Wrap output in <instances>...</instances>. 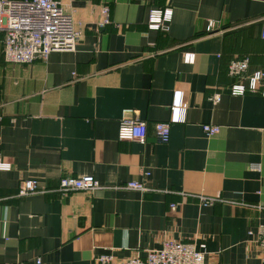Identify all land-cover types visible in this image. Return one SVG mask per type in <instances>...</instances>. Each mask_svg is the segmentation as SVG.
<instances>
[{"label": "crops", "instance_id": "crops-1", "mask_svg": "<svg viewBox=\"0 0 264 264\" xmlns=\"http://www.w3.org/2000/svg\"><path fill=\"white\" fill-rule=\"evenodd\" d=\"M61 2L83 30L75 51L10 64L0 32V158L12 164L0 171V264H121L167 241L194 244L205 264H264V97L231 96L228 75L237 58L264 67V0ZM156 7L173 9L167 32L148 29ZM209 22L223 31L208 35ZM174 105L185 121L172 122ZM125 118L148 124L145 142L119 140ZM86 175L102 187L59 193L61 178ZM26 180L41 191L19 197Z\"/></svg>", "mask_w": 264, "mask_h": 264}, {"label": "built area", "instance_id": "built-area-1", "mask_svg": "<svg viewBox=\"0 0 264 264\" xmlns=\"http://www.w3.org/2000/svg\"><path fill=\"white\" fill-rule=\"evenodd\" d=\"M170 7L152 8L149 10L147 26L151 31L167 32L173 18ZM101 27L111 24L110 8L102 7ZM223 31L215 22H209L207 34ZM0 32L5 34L4 57L10 64H32L38 60L47 61L54 52L75 51L83 36L81 26H77L72 16L65 10L61 0H0ZM264 39V27L262 29ZM187 64H194L195 55L184 54ZM228 75L236 81L230 85L229 94L233 97L260 95L264 97V69L250 72V59H234L228 66ZM221 94L213 95L209 100L213 104L221 101ZM181 107L173 106L172 122L185 121V114L178 116ZM207 136H215L220 132L219 126L203 125ZM158 142L168 144L171 138V123L161 122L155 125ZM148 136V124L133 118H125L119 128V140L145 142ZM260 170V166H254ZM12 164L0 158V171H11ZM146 173L145 176H149ZM100 182L92 175L81 178L63 177L59 181L58 190L62 195L74 192H95L101 188ZM126 188L149 192L144 182L131 181ZM41 191L35 180L22 182L18 196L26 197ZM204 206H210L214 200L201 196ZM176 209L175 204L170 205ZM258 244L264 249V225L259 227ZM39 264L40 262L37 261ZM97 264H116L112 255L98 258ZM121 264H205V254L187 242L167 241L160 249L151 250L145 256L137 255Z\"/></svg>", "mask_w": 264, "mask_h": 264}, {"label": "trees", "instance_id": "trees-1", "mask_svg": "<svg viewBox=\"0 0 264 264\" xmlns=\"http://www.w3.org/2000/svg\"><path fill=\"white\" fill-rule=\"evenodd\" d=\"M163 8V7H162ZM263 29V28H262ZM160 32V31H159ZM244 58H249L250 59V57H248V56H246V57H242V58H240V59H244ZM251 61V60H250ZM261 69H264V67H262V68H259V69H256V70H261ZM256 70H254V71H256ZM254 71H250V72H254ZM236 80L234 79V82H235Z\"/></svg>", "mask_w": 264, "mask_h": 264}]
</instances>
